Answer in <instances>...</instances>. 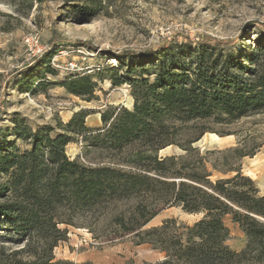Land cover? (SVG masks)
<instances>
[{
    "label": "trees",
    "instance_id": "trees-1",
    "mask_svg": "<svg viewBox=\"0 0 264 264\" xmlns=\"http://www.w3.org/2000/svg\"><path fill=\"white\" fill-rule=\"evenodd\" d=\"M91 7L76 11L88 15ZM110 55L114 61L100 71H69L59 84L90 101L96 76L109 72L112 85L129 86L130 109L102 111L98 129L86 126L89 112L83 108L59 123L55 134L51 126L32 129L22 120L11 134H0V241L21 246L7 264H90L55 259L53 249L67 239L68 225L87 228L95 239L129 236L134 245L164 254L141 264H264V192L241 167L264 140L251 149L245 138L222 149L193 145L205 132H216L206 122L230 124L264 113V41L237 46L174 35L155 47ZM50 56H41L47 66L37 87L50 84L47 73L55 74ZM75 136L85 151L119 157L95 165L70 158L66 146ZM17 140L28 147L21 150ZM169 145L183 153L159 156ZM213 172L220 175L212 178ZM167 206L201 217L192 224L166 218L146 227ZM225 217L245 236L239 250L226 242Z\"/></svg>",
    "mask_w": 264,
    "mask_h": 264
},
{
    "label": "rangeland",
    "instance_id": "rangeland-1",
    "mask_svg": "<svg viewBox=\"0 0 264 264\" xmlns=\"http://www.w3.org/2000/svg\"><path fill=\"white\" fill-rule=\"evenodd\" d=\"M87 5H92L88 15L76 11ZM174 35L232 40L237 46L264 41V0H45L40 3L0 0V134H11L19 120L32 129L51 126L55 134L59 132V123H66L74 112L83 108L89 112L86 126L101 128L102 111L110 107H132L129 86L112 85L111 74L103 72L96 76L95 98L86 101L67 92L59 82L69 71H100L109 61H114L109 60L111 52L155 47ZM29 36L37 38L35 45L25 41ZM44 53L51 54L50 66L55 74L47 73L44 80L50 84L37 87L36 77L47 66L41 59ZM204 124L216 132L237 135L205 132L193 144L201 151L234 146L242 138L251 149L264 140V113L230 124ZM209 133L224 140L212 141ZM16 144L21 150L28 147L20 140ZM83 146L81 137L75 136L66 146V154L88 165L113 163L119 157L100 149L85 151ZM182 153L178 146L169 145L159 150L158 155ZM241 167L243 174L245 171L256 174L257 178L264 176V145L253 156L243 157ZM219 175L213 172L212 178ZM4 180L5 175L0 174V183ZM263 192L264 189L260 190ZM200 217L201 214L167 206L146 227L159 225L166 218L192 224ZM225 223L230 230L227 244L235 250L241 249L245 244L244 234L229 217H225ZM67 229V239L53 249L55 259L90 264H141L164 256L149 245H134L129 236L95 239L85 227L68 225ZM20 247L0 241V264H7L10 254Z\"/></svg>",
    "mask_w": 264,
    "mask_h": 264
},
{
    "label": "crops",
    "instance_id": "crops-1",
    "mask_svg": "<svg viewBox=\"0 0 264 264\" xmlns=\"http://www.w3.org/2000/svg\"><path fill=\"white\" fill-rule=\"evenodd\" d=\"M242 170H243V169H242ZM244 173H245L246 175H248L249 177H251L254 181H256V183H258V188H259L260 190H263V189H264V176H262V177H260V178H257L256 176H254V175H256V174L252 175V174H250V173H248V172H245V171H244Z\"/></svg>",
    "mask_w": 264,
    "mask_h": 264
},
{
    "label": "bare ground",
    "instance_id": "bare-ground-1",
    "mask_svg": "<svg viewBox=\"0 0 264 264\" xmlns=\"http://www.w3.org/2000/svg\"><path fill=\"white\" fill-rule=\"evenodd\" d=\"M208 136L210 137V139L213 141V140H215V141H222V140H224L223 139V137H219V136H217V135H215V134H213V133H209L208 134ZM214 141V142H215Z\"/></svg>",
    "mask_w": 264,
    "mask_h": 264
},
{
    "label": "built area",
    "instance_id": "built-area-1",
    "mask_svg": "<svg viewBox=\"0 0 264 264\" xmlns=\"http://www.w3.org/2000/svg\"><path fill=\"white\" fill-rule=\"evenodd\" d=\"M36 39H37V38H36ZM36 39L33 38L32 36H29V37H27V38L25 39V41H26L29 45L33 46V45L36 44Z\"/></svg>",
    "mask_w": 264,
    "mask_h": 264
}]
</instances>
